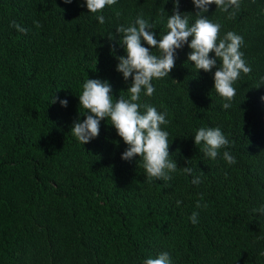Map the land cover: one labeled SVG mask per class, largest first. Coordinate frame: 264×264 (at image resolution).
Masks as SVG:
<instances>
[{
  "label": "trees",
  "instance_id": "1",
  "mask_svg": "<svg viewBox=\"0 0 264 264\" xmlns=\"http://www.w3.org/2000/svg\"><path fill=\"white\" fill-rule=\"evenodd\" d=\"M173 7L118 0L100 24L86 0H0V264H143L161 252L171 264H264V0H241L234 19L214 4L206 13L221 37H243L252 69L233 85L228 109L214 89L216 67L197 70L187 44L169 76L152 81L154 94L141 93V104L167 113L161 128L178 165L169 181H149L139 156L122 159L128 146L110 120L84 145L72 134L86 118L79 95L88 78L110 83L114 102L129 98L116 27L142 16L162 38ZM179 10L189 26L197 19L192 0H180ZM13 20L27 33L10 27ZM210 127L230 141L216 159L194 143ZM224 151L237 162L229 165Z\"/></svg>",
  "mask_w": 264,
  "mask_h": 264
},
{
  "label": "clouds",
  "instance_id": "2",
  "mask_svg": "<svg viewBox=\"0 0 264 264\" xmlns=\"http://www.w3.org/2000/svg\"><path fill=\"white\" fill-rule=\"evenodd\" d=\"M64 2L71 3L72 0ZM117 2L118 0H86V6L89 12L97 14L99 23L103 24L105 17L100 13ZM172 2L173 14L168 16L167 20L169 31L162 38H156L153 31L155 25L142 16L132 25L116 27L119 42L126 50V55L118 57L117 71L123 74L125 81L131 77V84L127 88L129 98L120 96L114 102L110 83L88 78L83 83L82 93L79 95L80 105L87 110L84 115L86 118L75 121L71 128L74 137L84 145L99 135L101 120H110L118 136L128 146L122 153V159L129 160L136 156L142 158L149 181H169L170 173L176 172L178 165L175 160L169 158V133L161 128V125L169 123L166 119L167 113L159 112L154 106L141 104V93L152 96L155 92L152 81L169 76L175 67L177 49L188 45L192 50L188 54V61L193 62L197 70L211 72L216 67L214 89L227 101L222 105L224 109L230 107V102L236 96V88L233 85L241 73L247 75L252 71L240 51L244 43L243 37L232 31L221 37V24L214 23L206 15L209 6L214 4L222 12L228 13L229 19H234L240 9L241 0H192L198 11L195 12L197 19L191 26L188 16L182 15L179 10L180 0ZM230 9L232 11H229ZM34 23L40 27L39 22ZM9 26L21 33H27V29L15 20L10 21ZM112 38V35H109V39ZM142 41L148 47H145ZM152 49H158L160 55L153 54ZM211 52L215 53V58L210 57ZM217 59L220 61L218 67ZM56 99L58 98L54 96L51 103ZM59 102L64 107L68 104L67 99ZM141 108L145 111L141 112ZM194 143L203 144L202 151L211 159H216L219 151L230 145V141L219 127L200 128L194 135ZM223 159L229 165L237 162L236 157L229 151L223 152ZM183 172L191 174L192 169L185 166ZM199 182V177L192 181L193 184ZM177 204L179 205L180 201H177ZM197 207H200L199 202ZM260 211L264 213V208ZM197 217L198 213L193 212L189 219L196 224ZM143 264H171L170 255L168 252H161L156 258L145 259Z\"/></svg>",
  "mask_w": 264,
  "mask_h": 264
}]
</instances>
